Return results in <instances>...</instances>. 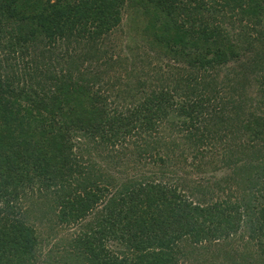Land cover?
Returning a JSON list of instances; mask_svg holds the SVG:
<instances>
[{"label":"trees","instance_id":"1","mask_svg":"<svg viewBox=\"0 0 264 264\" xmlns=\"http://www.w3.org/2000/svg\"><path fill=\"white\" fill-rule=\"evenodd\" d=\"M126 1L0 0V264H43L19 206L34 185L61 191L55 225L81 226L67 245L78 264H181L185 242L225 248L242 228L241 240L264 244V0H190L193 13L183 1L133 0L149 22L148 50L133 52V72L100 73L106 82L96 85L83 68L95 53L100 67L127 60L99 47ZM151 53L168 62L154 64ZM80 136L103 150L131 136L134 154H145L133 163L148 159L143 167L164 165L161 147L179 140L194 164L219 139L231 179L214 187L227 193L195 188L205 195L198 200L148 182L101 187L92 164H77ZM76 172L87 182L82 196L71 187ZM110 240L127 249L122 256L107 249ZM219 251L225 264L229 254Z\"/></svg>","mask_w":264,"mask_h":264},{"label":"rangeland","instance_id":"2","mask_svg":"<svg viewBox=\"0 0 264 264\" xmlns=\"http://www.w3.org/2000/svg\"><path fill=\"white\" fill-rule=\"evenodd\" d=\"M182 1L185 4H188V6H186L187 12L193 13L192 6L195 3H191L190 0H176L175 3ZM177 5L180 6L179 4ZM148 25V19L143 14V10L139 6L138 2L127 0L121 10L119 25L107 34L108 36H104L99 42L100 50L102 47L108 50L115 47L113 50L115 54L114 56L117 55L122 58L125 57L127 60L123 61L122 65H118L115 63V59H113L106 67H100L98 66L99 63H95V60L99 57L95 53L94 63L92 64L86 62L84 63L83 68L85 71H88V74L90 75L89 78L98 75L96 85L101 82H106L105 78L101 79L99 77L100 73L106 72L110 76H113V74L122 76L123 74H126V70L128 73L133 72V52L136 51L139 53L143 49L148 50V45L146 44L147 41L144 39V28ZM158 26L159 24H157V28ZM186 27H188V24H186ZM153 48L156 49V54L158 53L157 50H161L156 46H153ZM61 53L64 54L65 51ZM159 56L160 57L157 58L153 53H151V59L154 61V64L161 65L168 62V57L165 55ZM89 64H91V66H89ZM230 70L232 69L230 68ZM237 78L234 81L238 86L241 83L239 82L241 76L240 78ZM131 83H133V79ZM106 89L109 90L110 93L114 92V89L111 91L109 87H106ZM246 89L251 90V88L247 85ZM234 91L235 89H230L229 92H231V96ZM221 96L225 97L222 93ZM227 96L230 97V93H228ZM71 103L74 105L73 102ZM84 106L85 105H83V108ZM73 107H80L79 102ZM81 112L82 109H79L77 114H80ZM245 112L248 113L247 111ZM246 113H243V115ZM176 137L179 138L180 135H176ZM227 137L229 138V134ZM77 138L76 142H74L76 145L74 153L77 158V164H79L80 167L84 164H92L94 169L90 175L93 180L100 181L98 184L101 187L104 183L105 185L110 184L114 186L126 180L124 183L128 184L130 182H134L137 188L140 183L146 184L148 182L153 185L162 186V188L168 193H170V190L173 189L176 190L177 193L186 194L190 198H192V195L194 196L193 198H197L198 200H205V195H202L201 193L202 190H195V188L210 189L213 187V197L217 199L216 194L218 192L220 193V191L218 190L217 192L216 187H214L217 182L219 183L220 188L224 189L228 187V184H230L229 179L231 178L225 179V177L231 173L230 165H232V160L226 158L227 151L224 148L225 143L218 141L219 139L215 140L216 142L214 146H211L210 144L213 142L212 138L211 142L206 147L202 148L203 151L201 154L197 155L198 159H195L194 164L191 151H183L185 146H183L182 141L179 140V145H176L177 147L173 149L170 147L167 148L165 145H163L164 147H161L163 149H160V153L162 156L167 158L164 165L150 162V164L146 165V167H143L147 164L148 159H146L145 162L142 161L139 165L133 163V160L138 161L137 158H141L145 154H134L136 147L133 146V139L131 136L121 139L114 149L107 150H103L102 148L94 149L95 146H92L93 142L89 141L87 137L80 136ZM217 138L219 137L217 136ZM168 140H166V142H168ZM95 142H97V140H95ZM111 155L113 156L112 159ZM239 162L241 164V161ZM263 163L264 160H262V164ZM199 167L201 171H197ZM74 169L76 170L77 167L74 166ZM78 173H75V178L78 179L75 180V183L71 182V187L74 188V186L79 185L77 193H80L82 196L87 186V182L84 180V173H81L80 176ZM34 186L35 187L32 192L26 190L27 195L23 198V200H21L22 204H19V206L23 208V211L21 210V220L26 225L33 227L38 236L40 244L38 245L40 261L43 264H50V262L51 264H59L57 262H59V260H63L68 264H78L80 260L77 256H74V254L72 257V252L69 251L70 249H68L67 245L72 241L73 235L80 230L81 226H79V224H75L74 226L63 229L55 225V215L58 211L55 208L54 201L57 198L56 195H60L61 191L57 189L44 190L43 187ZM109 188L111 189L110 186ZM226 193L227 191L220 194L225 195ZM244 231L247 230L244 228L240 229L239 233L235 237L229 238L225 241V248H221L222 242H219V244L213 243L215 241L211 243L204 241L196 246H191L188 242H185L188 249L185 257H181L180 263L222 264L220 257L221 254L219 251V249H222L229 254L227 256V259L229 257V260L227 261L226 259L225 264H246V256L244 253L246 251L251 252L257 264H264V244L262 247L258 248L255 245L256 243L253 241L248 243L247 234L245 235L244 240H241L239 236L244 234ZM234 238L235 245L233 244ZM253 244L254 247L252 249L251 246ZM106 246L108 250L117 256H122L123 252L127 250L120 243L113 240L108 241ZM247 264H253V262H248Z\"/></svg>","mask_w":264,"mask_h":264}]
</instances>
